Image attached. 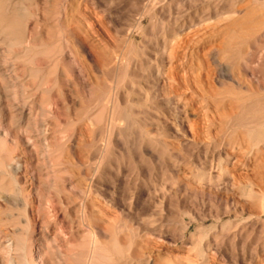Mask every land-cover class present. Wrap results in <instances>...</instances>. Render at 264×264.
<instances>
[{"label":"rangeland","instance_id":"374dc122","mask_svg":"<svg viewBox=\"0 0 264 264\" xmlns=\"http://www.w3.org/2000/svg\"><path fill=\"white\" fill-rule=\"evenodd\" d=\"M5 7L0 264H264V0Z\"/></svg>","mask_w":264,"mask_h":264},{"label":"bare ground","instance_id":"6f19581e","mask_svg":"<svg viewBox=\"0 0 264 264\" xmlns=\"http://www.w3.org/2000/svg\"><path fill=\"white\" fill-rule=\"evenodd\" d=\"M3 9V10H2ZM1 10H0V12H2L3 14H4V16H5V19H4V21H5V23L6 24H11V21H12V19L11 18H8L9 16H8V10L6 9V7L5 8H2ZM2 14V15H3ZM4 24V23H3ZM5 26V25H4ZM1 108V107H0ZM23 110H24V108L23 107H21L18 111H20L19 113L22 115L23 114ZM263 111V110H262ZM259 113H260V109H259ZM264 115V114H263ZM260 116H261V113H260ZM257 121V120H256ZM258 121H259V119H258ZM261 123V122H260ZM259 124V123H258ZM264 125V124H263ZM264 128V127H263ZM262 128V129H263ZM7 129V128H6ZM264 137V130H262L258 135H257V138H256V141H257V143H261V141L263 140L262 138ZM12 159V158H11ZM12 161V160H11ZM10 162V161H9ZM253 194V192L251 191V190H248V192L247 193H245V196L246 197H250L251 195ZM254 195V194H253ZM263 203H264V200H263ZM1 236V235H0ZM4 237V236H3ZM2 237H0V239H1ZM23 241V240H22ZM34 241H36V243L35 242H32L31 244H32V247H33V249H36V254H37V259L41 262V261H43V255H42V243H43V241H42V239H40V238H38V239H36L35 238V240ZM1 244V243H0ZM2 245V244H1ZM6 247H4V249H5ZM8 249V248H7ZM20 251H21V253L22 254H24L25 255V251H26V246H25V243H22L21 244V246H20ZM23 255V256H24ZM7 258V257H6ZM11 261V260H10ZM14 261V260H13ZM99 262V261H98Z\"/></svg>","mask_w":264,"mask_h":264}]
</instances>
